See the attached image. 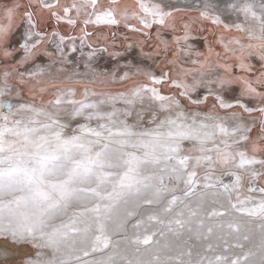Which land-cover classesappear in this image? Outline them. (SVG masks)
Here are the masks:
<instances>
[{"label": "snow or ice", "instance_id": "obj_1", "mask_svg": "<svg viewBox=\"0 0 264 264\" xmlns=\"http://www.w3.org/2000/svg\"><path fill=\"white\" fill-rule=\"evenodd\" d=\"M0 242L264 264V0H0Z\"/></svg>", "mask_w": 264, "mask_h": 264}, {"label": "rangeland", "instance_id": "obj_2", "mask_svg": "<svg viewBox=\"0 0 264 264\" xmlns=\"http://www.w3.org/2000/svg\"><path fill=\"white\" fill-rule=\"evenodd\" d=\"M196 40H197V48H198L200 51H201V50H205V48L203 47V44H202V40H201L199 37H197Z\"/></svg>", "mask_w": 264, "mask_h": 264}, {"label": "crops", "instance_id": "obj_3", "mask_svg": "<svg viewBox=\"0 0 264 264\" xmlns=\"http://www.w3.org/2000/svg\"><path fill=\"white\" fill-rule=\"evenodd\" d=\"M121 2L122 3H126V2H130V0H121ZM168 38H170V36L168 37ZM197 38V37H196ZM197 41V40H196ZM196 47H197V42H196V45H195ZM201 51H205V50H201Z\"/></svg>", "mask_w": 264, "mask_h": 264}, {"label": "bare ground", "instance_id": "obj_4", "mask_svg": "<svg viewBox=\"0 0 264 264\" xmlns=\"http://www.w3.org/2000/svg\"><path fill=\"white\" fill-rule=\"evenodd\" d=\"M0 244H3V242H0ZM11 259V258H10ZM0 264H3V262H0Z\"/></svg>", "mask_w": 264, "mask_h": 264}]
</instances>
